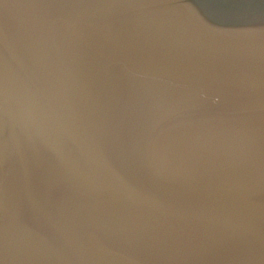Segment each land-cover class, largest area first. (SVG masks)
Masks as SVG:
<instances>
[{"label":"water","instance_id":"95a60500","mask_svg":"<svg viewBox=\"0 0 264 264\" xmlns=\"http://www.w3.org/2000/svg\"><path fill=\"white\" fill-rule=\"evenodd\" d=\"M0 264H264V0H0Z\"/></svg>","mask_w":264,"mask_h":264}]
</instances>
